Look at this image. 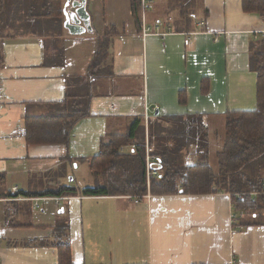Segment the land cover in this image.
<instances>
[{"label":"crops","instance_id":"0c3cea01","mask_svg":"<svg viewBox=\"0 0 264 264\" xmlns=\"http://www.w3.org/2000/svg\"><path fill=\"white\" fill-rule=\"evenodd\" d=\"M42 1L6 0L0 23V264H58L62 243L71 264H264V217L236 212L230 193L154 194L149 185L142 195L81 192L102 184L89 160L101 139L125 135L135 118L145 158L156 115L201 116L216 171L227 113L256 107L250 59L261 54L264 67V15L244 11L242 0H140L136 21L127 0L125 22L109 27L106 0H85L88 21L73 33L65 20L73 23L78 0H61L60 21L29 15ZM147 3L180 11L147 24ZM86 83L89 114L68 142L27 144L26 119L62 114L66 93ZM200 152L196 140L184 165ZM61 186L77 193L48 194Z\"/></svg>","mask_w":264,"mask_h":264},{"label":"trees","instance_id":"16d2710c","mask_svg":"<svg viewBox=\"0 0 264 264\" xmlns=\"http://www.w3.org/2000/svg\"><path fill=\"white\" fill-rule=\"evenodd\" d=\"M0 0V23L6 16L4 2ZM29 15L60 21L61 0H45L38 6L31 2ZM140 0H132L134 18L139 20ZM247 12L264 15V0H242ZM1 29V27H0ZM100 45L98 58L103 54ZM107 45V44H106ZM47 60V59H46ZM50 61V60H48ZM47 62V61H46ZM251 68L257 72L256 107L250 111L230 112L225 119V135L217 153V170L209 164L206 133L201 116L156 115L148 124L149 141L162 163L160 175L152 177L149 190L154 194L227 192L236 212H255L264 217V67L261 54H253ZM90 92L87 83L67 92L60 105V115L28 117L25 139L27 144L68 142L69 131L80 118L87 116ZM140 119L135 118L125 135L109 132L101 139L99 152L90 158V168L102 184L82 189L84 195H142L147 191L144 158V131ZM197 140V162L186 166L183 157ZM131 147L125 152L122 146ZM77 189L61 186L48 194L75 195ZM253 222H239L248 226ZM58 264H71L68 243L58 245Z\"/></svg>","mask_w":264,"mask_h":264},{"label":"rangeland","instance_id":"374dc122","mask_svg":"<svg viewBox=\"0 0 264 264\" xmlns=\"http://www.w3.org/2000/svg\"><path fill=\"white\" fill-rule=\"evenodd\" d=\"M70 1H72V0H68L69 3H70ZM116 2H117V11H115L116 15L113 12L112 0H106L104 10L101 13V17L104 19V22L109 25V27L111 24L113 25L112 22H113L114 18L119 20V22L121 24L122 22H125L124 15H128V1L127 0H116ZM175 3H176V1H174L173 4H175ZM173 4L163 5V4H159V3H156V4L147 3L148 7L146 8V11H145V15H147V19H148L147 24L153 23L150 20H152L154 18L158 19L159 25L165 23L167 18H169V17H170L169 21H171L172 20L171 17L172 16L175 17L176 14H179V11H180L179 7L175 6ZM69 9H71V8H69ZM108 20H110V21L108 22ZM115 24L118 25V23H115ZM117 27L120 28L121 26L119 25ZM219 133L220 132L217 131L215 134H219ZM221 134H222V131H221ZM208 149H209L208 151L210 153L209 155H210L211 160L212 161L216 160V157H215L216 153H215V150L213 149V147L211 149L210 148H208ZM212 161H211V164H212ZM76 178H77V175H76ZM76 182H78V180ZM75 184H73V185H75Z\"/></svg>","mask_w":264,"mask_h":264},{"label":"water","instance_id":"95a60500","mask_svg":"<svg viewBox=\"0 0 264 264\" xmlns=\"http://www.w3.org/2000/svg\"><path fill=\"white\" fill-rule=\"evenodd\" d=\"M76 8L74 10V13L71 14V19L73 21V23L69 22V17L67 16V19L65 20L66 23V27L67 29H69V31L76 33L79 31V27L76 24L77 21H82V22H87L88 21V14L85 10V0H78V2L76 1Z\"/></svg>","mask_w":264,"mask_h":264},{"label":"built area","instance_id":"2783aa9c","mask_svg":"<svg viewBox=\"0 0 264 264\" xmlns=\"http://www.w3.org/2000/svg\"><path fill=\"white\" fill-rule=\"evenodd\" d=\"M160 169V160L157 156L152 154V148L148 144L146 145V157H145V170L146 181L149 185L150 178L158 175Z\"/></svg>","mask_w":264,"mask_h":264}]
</instances>
